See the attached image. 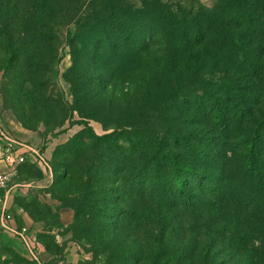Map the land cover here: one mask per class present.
Returning <instances> with one entry per match:
<instances>
[{
    "label": "rangeland",
    "instance_id": "374dc122",
    "mask_svg": "<svg viewBox=\"0 0 264 264\" xmlns=\"http://www.w3.org/2000/svg\"><path fill=\"white\" fill-rule=\"evenodd\" d=\"M4 2L8 0H0V115L36 134L38 148L52 168L51 194L59 202L54 206L37 199L30 205L35 217L32 229L50 255L42 264H151L161 248L183 251L184 256L172 264L264 262V237L251 226L255 219L249 208L253 202L259 208L255 212L263 216L264 192L256 191L240 153L251 130L264 118V46L255 38H245L249 46L256 45L259 50L257 59H251L259 73L251 79L258 82L260 93L243 89L252 81L241 79V72L234 70L225 76L234 84V78L240 76L243 93L224 105L227 115L234 105L245 106L244 123H208L212 110L205 105L207 101L204 107L184 99L164 103L158 86H153L182 61L169 48V37L154 34L153 27L168 28L170 23L164 20L169 14L201 6L221 7L224 0H56L57 52L52 61L43 64L42 57L54 49L24 44L22 35L16 33L17 26L5 27L9 11L2 7ZM235 6H230L233 12ZM12 11L20 14L15 8ZM138 11H142L141 19L154 25L152 28L139 31L144 26L135 25L132 19ZM136 41L147 44L140 56ZM7 60L12 63L9 68ZM220 70L215 68L205 77L220 80L224 75ZM208 90L199 92L206 97ZM131 124L148 130L149 142L141 145L144 156L163 140L165 152L185 157L187 148H177L170 143L171 137L177 132L192 136L195 146L190 149L196 156L188 157V164L200 176L212 175L204 182L197 176L191 179L192 201L169 207L166 217L159 216L162 219L158 218L151 232L143 228L136 232L137 181L118 174L131 167L124 158L133 151L131 135L124 133L106 142L95 137L73 140L79 132L102 136L130 129ZM231 126L235 131L223 135V128ZM53 142L59 143L50 155L47 149ZM231 142L239 145L234 148ZM68 189L85 190L88 196L89 203L81 205L84 211L80 219L74 207L77 197L58 199ZM63 209L73 211L71 222L63 221ZM159 224H164V232H158ZM120 226L124 232L119 231ZM241 232H248V237L242 238ZM0 264L38 263L10 246L0 255Z\"/></svg>",
    "mask_w": 264,
    "mask_h": 264
},
{
    "label": "trees",
    "instance_id": "16d2710c",
    "mask_svg": "<svg viewBox=\"0 0 264 264\" xmlns=\"http://www.w3.org/2000/svg\"><path fill=\"white\" fill-rule=\"evenodd\" d=\"M4 3L2 7L9 11L4 26L7 28L17 26L16 33L22 35L21 39L25 40L24 44L48 45L49 48L54 49L52 54L42 57L40 64L52 61L57 52L55 43L58 40L55 32L57 25L56 0H8L5 6ZM233 3L236 5L235 12L230 7ZM13 6L18 12L20 11V14L12 11ZM180 13L183 14L180 15ZM136 15L135 18H132L133 23L138 24L139 27L144 26L140 28V32H143L145 28L154 26H150L151 22L148 23L141 19L143 17L142 11H138ZM167 17L164 21L170 23L168 28L155 26L152 31L158 36L169 37V48L171 46L174 53L182 57V61H178L176 66H172L173 69L163 76L166 77L164 80H158L157 83L153 84V86H158L161 91L162 102L169 103L173 100L182 101L184 99V102L196 107L207 105V108L212 110L208 123H225L227 126L229 121L230 123L237 121H243L242 123H244L247 117L245 106L234 105L227 115V108L224 105L225 102L235 101L232 96L238 98L239 92L243 93L242 84L238 82L240 76L234 78L235 84L230 80L228 81L225 76L236 70L241 72V79L252 81L251 77L258 75V65L256 62H251V59H257L259 50L257 51L255 48L258 47H255L256 45L251 47L252 44L249 46L248 40L245 38L247 36L255 38V42L264 46V0H224L221 7L201 6L192 11H179L176 15L169 14L170 18ZM135 44L137 45V56H140L147 44H142L139 41H136ZM244 60L245 62H243ZM11 64L10 60L6 61L8 68ZM218 67L221 69L220 73L224 74L220 80L205 77L207 74H212L211 72ZM38 68H40V65ZM15 77L16 74L13 78ZM252 82H248L245 86L248 88L244 87L243 89H253V93L256 95L260 93L258 82ZM208 85L215 87L216 90H211ZM199 89L208 90L210 93L205 97L200 94ZM225 118L227 123L224 122ZM187 119L188 116L186 115L185 121ZM128 127L130 129L115 130L102 136L94 132L86 133L83 131L76 134L73 140L85 141L95 137L106 142L124 133L131 135L132 154H124L125 162L130 161L131 167L129 170H120L118 174H122L124 177L129 175L131 179L137 181L135 202L138 205L139 216L135 220L139 224L136 227V232H142V228L144 232H151V228L156 225L158 218L166 217L169 207L177 204L181 205L182 203H185L186 206V203L192 201L189 193L193 187L191 179L197 176L200 181L204 182L207 177L212 179V175L200 176L195 168L188 164L187 158L196 156L190 149L195 146L192 136H184L178 132L172 134L170 143L177 148L186 147L187 156L185 157L180 156V154L165 152L162 149L163 140L158 142V146L153 152L144 156L141 154V145L149 142V138L146 136L148 130L141 129L140 124H131ZM223 129L225 130L223 135H229L228 132L235 131L233 126ZM219 135L222 137V134ZM238 143L231 142V145L237 148ZM204 146L206 147V144ZM244 146L246 148L243 152H240L244 158L243 165L250 174L256 191L264 192V118L258 120L255 128L251 130V136L244 142ZM198 151L200 152V150ZM68 152L66 150V153ZM65 187L63 186L62 190ZM84 193L85 190L68 189L65 195L60 196L58 199L67 201L68 198L77 197L74 207L78 219H80L82 211H84V203H89L88 196ZM81 205L83 206L81 207ZM90 205L88 204V206ZM249 208L255 219L251 226L256 227L259 234L264 237V214H260L263 215L261 218L258 216L255 210L259 208L253 202ZM87 215L91 216L92 213L88 212ZM153 215H156V217H153ZM118 222L121 223L120 220ZM163 225L159 224L158 227L161 228L158 232H164ZM121 226L119 231L124 232V226ZM98 232H103V230ZM241 236L246 239L248 232H241ZM157 241L160 245L161 240L158 239ZM183 256V251L171 252V250L161 248L157 253V259L151 264H172L173 261L181 259ZM261 260H263V257H261ZM260 264H264V262L260 261Z\"/></svg>",
    "mask_w": 264,
    "mask_h": 264
},
{
    "label": "crops",
    "instance_id": "0c3cea01",
    "mask_svg": "<svg viewBox=\"0 0 264 264\" xmlns=\"http://www.w3.org/2000/svg\"><path fill=\"white\" fill-rule=\"evenodd\" d=\"M5 122L17 139L38 148L39 140L35 133L9 120H5ZM57 143L59 142L51 143V147L47 149L50 155ZM24 153H26V150H15L13 152L15 155H24ZM10 165L9 152L5 144L0 140V173L8 172ZM52 178L42 164L36 163V157L32 153H29L26 156V161L17 165L9 189L4 190L0 188V255H3V252H7L8 247L11 246L32 260L25 246L11 233L3 229L2 209L6 207L13 215L12 224L16 227H27L31 234L37 238V252L39 253L41 263L42 259L46 261L50 259L48 251H46V248H44L39 240L38 232L36 229H32L35 217L33 215L34 210L33 208L31 209L30 205L33 200L37 199L54 206L59 204L53 198L50 191L53 183ZM61 215L65 223H69L73 219V211L70 209L61 210Z\"/></svg>",
    "mask_w": 264,
    "mask_h": 264
},
{
    "label": "built area",
    "instance_id": "2783aa9c",
    "mask_svg": "<svg viewBox=\"0 0 264 264\" xmlns=\"http://www.w3.org/2000/svg\"><path fill=\"white\" fill-rule=\"evenodd\" d=\"M0 140L5 144L6 149L9 152V161L11 163L10 170L8 172L0 173V188L8 190L10 183L12 182L13 173L16 170L18 164L24 163L26 161V156L32 153L36 157V163H40L47 170L48 174L52 176V168L48 163L45 155H42L39 148L17 139L12 131L7 126L4 118L0 115ZM26 150L24 155H15L14 151ZM26 154V156H25ZM2 220L3 229L11 233L16 239H18L28 250L29 255L33 260H36L39 264L41 259L39 253L37 252V238L31 234L27 227H16L12 224L13 215L7 210L6 207L2 209Z\"/></svg>",
    "mask_w": 264,
    "mask_h": 264
}]
</instances>
